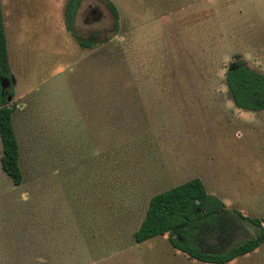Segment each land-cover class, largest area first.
Segmentation results:
<instances>
[{
	"label": "rangeland",
	"instance_id": "rangeland-1",
	"mask_svg": "<svg viewBox=\"0 0 264 264\" xmlns=\"http://www.w3.org/2000/svg\"><path fill=\"white\" fill-rule=\"evenodd\" d=\"M67 2L0 0L22 172L14 186L0 165V264H205L132 236L193 178L264 218V110L225 86L239 60L264 75V0H87L102 21L70 29ZM226 264H264V244Z\"/></svg>",
	"mask_w": 264,
	"mask_h": 264
},
{
	"label": "trees",
	"instance_id": "trees-1",
	"mask_svg": "<svg viewBox=\"0 0 264 264\" xmlns=\"http://www.w3.org/2000/svg\"><path fill=\"white\" fill-rule=\"evenodd\" d=\"M79 3L80 0H68L66 3L68 29ZM109 8L117 18L115 7L109 4ZM80 46L85 49L92 45L80 42ZM11 77L0 3V82L11 81ZM225 86L237 109L253 113L264 110V75L251 69L244 61L239 60L227 69ZM8 96H13L11 84L6 93L0 87V165L12 184L19 186L22 172L13 125L16 106L8 108ZM239 229L248 236L234 241L230 247L226 246L232 233ZM164 236L174 250L189 260L226 264L253 253L264 244V218L245 217L237 210L227 209L219 199L206 192L200 179L193 178L152 196L132 238L135 244L140 245Z\"/></svg>",
	"mask_w": 264,
	"mask_h": 264
},
{
	"label": "flooded vegetation",
	"instance_id": "flooded-vegetation-1",
	"mask_svg": "<svg viewBox=\"0 0 264 264\" xmlns=\"http://www.w3.org/2000/svg\"><path fill=\"white\" fill-rule=\"evenodd\" d=\"M85 1H87V0H80L79 7L76 8V10L73 13L72 24L76 23V20H78V19H82L83 24L86 26L87 25L92 26V25L99 24L103 19V14L98 9H95V8L92 9L90 5L86 6L81 11V2L83 3ZM73 28L75 29V25ZM109 32L110 31H106V30L102 31L101 30L96 35L104 39ZM74 35L76 36L78 34L75 33ZM80 39H82L81 42H86V43L89 42L88 40H91V38H80ZM83 40H86V41H83Z\"/></svg>",
	"mask_w": 264,
	"mask_h": 264
},
{
	"label": "water",
	"instance_id": "water-1",
	"mask_svg": "<svg viewBox=\"0 0 264 264\" xmlns=\"http://www.w3.org/2000/svg\"><path fill=\"white\" fill-rule=\"evenodd\" d=\"M12 83V81H7L6 80V86L9 87L10 84ZM0 87L1 89L3 90L4 89V84L3 83H0ZM7 92V91H6ZM11 101V96H8L7 97V103H9ZM12 107V104H8V108H11Z\"/></svg>",
	"mask_w": 264,
	"mask_h": 264
}]
</instances>
